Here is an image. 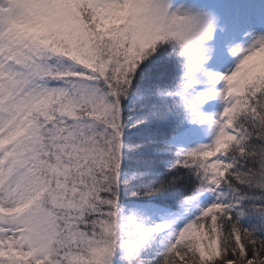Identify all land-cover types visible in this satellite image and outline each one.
Here are the masks:
<instances>
[{
  "label": "snow or ice",
  "instance_id": "1",
  "mask_svg": "<svg viewBox=\"0 0 264 264\" xmlns=\"http://www.w3.org/2000/svg\"><path fill=\"white\" fill-rule=\"evenodd\" d=\"M0 264H264V0H0Z\"/></svg>",
  "mask_w": 264,
  "mask_h": 264
}]
</instances>
